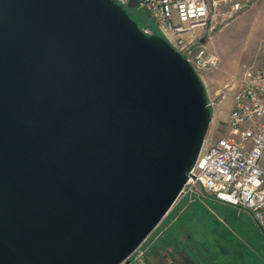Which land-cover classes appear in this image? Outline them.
Returning a JSON list of instances; mask_svg holds the SVG:
<instances>
[{
	"label": "water",
	"instance_id": "95a60500",
	"mask_svg": "<svg viewBox=\"0 0 264 264\" xmlns=\"http://www.w3.org/2000/svg\"><path fill=\"white\" fill-rule=\"evenodd\" d=\"M211 120L188 59L118 0H0V264L128 263Z\"/></svg>",
	"mask_w": 264,
	"mask_h": 264
},
{
	"label": "built area",
	"instance_id": "2783aa9c",
	"mask_svg": "<svg viewBox=\"0 0 264 264\" xmlns=\"http://www.w3.org/2000/svg\"><path fill=\"white\" fill-rule=\"evenodd\" d=\"M253 0H138L153 26L140 28L160 33L201 75L218 62L204 45L194 46L184 35L195 28L214 30L245 10ZM257 68L248 69L234 95L229 133L203 148L174 206L202 201L210 194L224 204L248 213L264 228V40ZM138 250L135 254H137ZM135 256V255H134Z\"/></svg>",
	"mask_w": 264,
	"mask_h": 264
},
{
	"label": "rangeland",
	"instance_id": "374dc122",
	"mask_svg": "<svg viewBox=\"0 0 264 264\" xmlns=\"http://www.w3.org/2000/svg\"><path fill=\"white\" fill-rule=\"evenodd\" d=\"M119 1L138 20L141 27L153 26V20L146 12L129 8V0ZM184 36L191 40L194 46L204 45L218 59L215 66L200 75L213 115V121L206 136L207 142L212 143L229 133V121H224L223 114L228 110L230 104L233 106L234 95L240 86L244 72L248 69L257 68L261 63L263 54L261 45L264 40V0H253L245 10L214 30L200 27ZM209 196L210 194H205L200 196V199L209 206L210 217L215 219H212L213 221L209 224L211 223L217 231L212 232L208 226V221L203 219L204 217L201 218L202 221H198V217L195 215L197 219H193L201 222L200 231L204 233L195 235L199 243L209 237L220 239L217 240V245L220 244V250H225L223 255L225 263L223 264H264V228L257 226L246 212L238 211L227 204L226 206L213 205L212 202H209ZM180 206L175 207L174 210L177 208L179 210ZM167 220L168 217L165 218L157 231L146 240L129 264H149V261L156 263L163 256L173 264L172 259L166 256L162 250V244L156 243L169 228ZM179 235L181 239H184L182 234L179 233ZM155 243L161 246L159 247L162 251L161 257L155 258L150 253ZM164 247L172 253L173 247L171 245H164ZM200 249L208 250L206 244L202 245ZM219 256L222 257L221 254ZM175 259L180 260L179 255H175Z\"/></svg>",
	"mask_w": 264,
	"mask_h": 264
},
{
	"label": "trees",
	"instance_id": "16d2710c",
	"mask_svg": "<svg viewBox=\"0 0 264 264\" xmlns=\"http://www.w3.org/2000/svg\"><path fill=\"white\" fill-rule=\"evenodd\" d=\"M118 2H120L118 0ZM128 10V9H127ZM129 12V11H128ZM130 13V12H129ZM131 15V14H130ZM132 16V15H131ZM133 17V16H132ZM137 22L138 20L133 17ZM139 23V22H138ZM140 25V24H139ZM158 33V32H156ZM160 34V33H159ZM193 213V210L191 208L185 209L183 212H180L178 208L176 210L172 209L169 214L165 217H168L167 224L169 225V228L166 232V234L158 239L156 243L160 242L162 245V250L166 253V256H169L173 264H223L225 263L223 257L225 250H220V244L217 245V240L213 237L205 238L201 243L196 239V234H204L202 231L199 232L201 220H194L193 218L197 219L196 216ZM164 218V220H165ZM164 220L160 223V225L164 222ZM215 220V219H213ZM166 224V225H167ZM209 224V223H208ZM159 225V226H160ZM158 226V227H159ZM210 230L215 233L216 228L213 225H208ZM158 227L155 229V231L152 233L154 234ZM184 236V239H181V236ZM151 234V235H152ZM150 235V236H151ZM221 242V241H220ZM156 243L152 246L151 254L156 258L161 255V246L156 245ZM206 244L208 250L205 251V249H200L202 245ZM144 245V244H143ZM143 245L141 247H143ZM164 245H171L173 247L172 253L169 252L168 249H164ZM200 246V248H199ZM204 251V252H202ZM221 254L222 257L219 256ZM175 255H179L180 260L175 259ZM134 257V256H133ZM133 257L130 258L129 264L132 262ZM161 257V256H160ZM162 259L156 263L148 262L149 264H171L168 259H165V256L161 257ZM224 258V259H223Z\"/></svg>",
	"mask_w": 264,
	"mask_h": 264
},
{
	"label": "crops",
	"instance_id": "0c3cea01",
	"mask_svg": "<svg viewBox=\"0 0 264 264\" xmlns=\"http://www.w3.org/2000/svg\"><path fill=\"white\" fill-rule=\"evenodd\" d=\"M231 104L229 105V108L227 111H225V113L223 114V118H224V121L228 122L229 121V118H230V112H231ZM213 121V115H212V120L211 122ZM209 202L215 206L217 205H223V206H226V204L222 203V202H219V201H215L214 198L212 196H209ZM188 208H191L193 210V213L194 215H196L198 217V220H201V218L203 219H206L209 222L213 221L212 217H210V213H209V206L207 205V203H204L203 201H198V202H194L193 204H189L187 206H180V212H183L185 209L187 210ZM199 212H201V214H199ZM211 225V223H210ZM200 231V229H199ZM201 232V231H200Z\"/></svg>",
	"mask_w": 264,
	"mask_h": 264
}]
</instances>
